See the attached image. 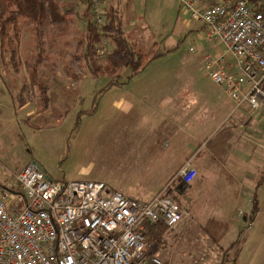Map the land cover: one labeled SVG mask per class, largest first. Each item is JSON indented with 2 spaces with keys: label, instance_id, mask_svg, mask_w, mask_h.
Listing matches in <instances>:
<instances>
[{
  "label": "rangeland",
  "instance_id": "rangeland-1",
  "mask_svg": "<svg viewBox=\"0 0 264 264\" xmlns=\"http://www.w3.org/2000/svg\"><path fill=\"white\" fill-rule=\"evenodd\" d=\"M146 2H152L155 11H158L156 16H142L138 24L130 23L132 30L127 27L130 29L127 33L136 40L140 49L145 50L155 42L151 39L148 24L151 19H160L163 23L160 26L162 38L155 40L164 54L150 62L139 74L130 75L132 55L128 56L122 71L116 76L94 77L70 62L68 47L59 42L52 49L46 46L43 52L45 60L39 69L42 78L47 81L49 101L46 109L39 111L37 90L29 86L21 87L28 84L30 78L24 71L14 73L0 61V74L10 76L7 75V83L0 75L2 89L6 90L2 83L5 81L8 90L14 94L15 103L20 95L29 102L23 111L26 114L18 112L16 116V110L5 111L0 107V184H14L15 175L21 168L28 162H35L52 180L103 182L110 189L141 202L152 199L162 191H170L186 215L175 231L168 230L158 246L149 248V255L158 257L164 264H264V253H260L264 252V242H258L260 233L264 231L261 219L248 229V234H241L243 241L241 237L222 243L215 240L216 229L226 228L220 225V217H216L217 211L213 205L218 189L225 182L222 185L218 183L221 186L215 187V190V183L211 181L199 188L195 175L183 192L175 189L173 182L178 178V171L188 162L185 163L186 157L196 147H203L195 146L190 150L192 145L185 144L187 130L184 128L200 126L202 120L194 117L187 124L184 121L176 122L173 137H164L161 129L164 122L156 125L150 114L157 113L163 118L165 115H175V109L156 106V101L161 98L139 96L145 91H182L180 99L192 103L189 113L203 114L204 129L202 132L201 128L198 130V136L208 137L212 120L211 93L223 90L213 83L204 65L205 51L200 50V41L204 43L205 39L200 25L192 21L188 13L180 10L175 0ZM76 8L80 14L83 5L78 2ZM144 25V33L148 35L140 38L138 27ZM25 27L19 46L22 61L29 60L37 52L33 36L26 32ZM82 27L77 16L65 40L72 42L79 36ZM190 28H196L195 33H199L200 37L190 36ZM106 49L109 50V46ZM46 64L50 65L47 67ZM145 99L154 103L144 104ZM257 136L263 138L264 144L262 126L255 125L248 129V138ZM250 152L255 153V159L251 158L253 154ZM248 158V168L256 173L257 178L262 176L264 145H252V141H248ZM255 192V197L248 195V216L253 201H261L263 195ZM229 244L231 248H227ZM242 247L246 249V254L234 258L233 255Z\"/></svg>",
  "mask_w": 264,
  "mask_h": 264
},
{
  "label": "built area",
  "instance_id": "built-area-1",
  "mask_svg": "<svg viewBox=\"0 0 264 264\" xmlns=\"http://www.w3.org/2000/svg\"><path fill=\"white\" fill-rule=\"evenodd\" d=\"M88 1L101 24L103 1ZM178 5L216 46L203 59L213 83L236 108L264 116V0ZM195 175L189 164L177 173L186 184ZM185 215L170 191L141 202L103 182L52 180L29 162L14 184H0V264H164L148 254L145 223L175 231Z\"/></svg>",
  "mask_w": 264,
  "mask_h": 264
},
{
  "label": "crops",
  "instance_id": "crops-1",
  "mask_svg": "<svg viewBox=\"0 0 264 264\" xmlns=\"http://www.w3.org/2000/svg\"><path fill=\"white\" fill-rule=\"evenodd\" d=\"M146 1L149 0H103L106 7L111 6L120 11L123 19V27L126 33L127 30L131 29L130 23L138 24L142 16L152 18L153 16H156V12L158 11H155L152 2L147 3ZM175 1L178 2V0ZM160 26H163L160 19H151L148 24L152 33V41L156 42L155 38H162V29ZM127 27L130 29H127ZM138 28L140 29L138 34L140 38H142V35H148L147 33H144L146 25L139 26ZM195 30L196 28H190V36L199 35L200 37V34L195 33ZM200 44V50L202 52L205 51L204 54L215 51L216 46L209 42L205 41L202 43V41H200ZM0 75L2 79L4 77L8 83L7 77L9 75L7 73ZM6 82H2L3 87L6 90L2 89L0 86V107L5 111H7V109L16 110L17 112H14L15 116L18 112H20V114H26V112L23 111L26 110V107L29 104L28 100L23 99L22 102H20L18 99L16 102L17 105L13 100L12 95L14 94L8 90ZM208 94L210 93L208 92ZM211 95L213 97V100L210 102V114L212 120L209 127L210 133L208 137H205V135L198 136V130L201 128L202 132L204 129L203 114L189 113L191 109L190 105L192 103L180 99V97H182V91H145L139 96V98L158 97L161 99L156 101V106L175 109V115H165L163 118L157 113L154 115L153 113L150 114L152 116V122H156V125L159 122H164V127L162 123L161 128L164 131V137L167 135L171 138L173 137L172 134L174 133L173 131L176 122L184 121L187 124L194 117L195 119L202 120L199 122L200 126H190L191 128L188 127L187 129L186 127L184 128L187 130L185 144L192 145L190 150L195 146H203L202 149L201 147H196L195 151L188 154L185 163L188 161L187 163L191 164L196 169L195 179L199 188L204 186L205 182L211 181L215 183V190V187L221 186L223 182H225L224 186H221V188L218 189L219 193L216 195L217 200L215 201V204H213L215 205L214 209L217 211L216 217H220V225L226 227L221 229L218 228L215 231V235H218L215 236V240L222 243L223 241H233L234 239L239 240L240 237L242 238L241 234L243 232L248 234V229H251L257 224L258 219H261L262 224L264 225V173L257 178L256 173H253L254 171L248 168V141H252V145H264L262 144L263 138H259L258 136L248 138V129L255 125L264 128V116L248 111L246 105L236 108L224 90L222 92H213ZM147 103L152 105L154 102L147 99L144 101V104ZM142 107L150 108L147 105H142ZM251 114L253 117H250ZM20 117L21 115H19V118ZM190 150H188L187 153ZM250 154L253 153L250 152ZM251 158H256L255 153L251 155ZM257 159L259 160L262 158ZM218 183L221 185H218ZM254 191H256L255 193L260 192L263 195L261 201L257 198L258 201L256 203L253 201V204H251L252 210L254 205L256 206V212L252 217V220H249L248 222L252 213L251 210V213L248 216V202L250 201L248 195H254ZM198 194L201 195L202 192H199ZM246 233L244 234L246 238L245 241L248 240ZM259 237L258 242H264V231L260 233ZM227 248H231V244H229ZM245 251L246 249L242 247L233 255V257L235 258L237 255L238 258L242 256L243 253L246 254ZM260 253L264 252L260 251Z\"/></svg>",
  "mask_w": 264,
  "mask_h": 264
},
{
  "label": "trees",
  "instance_id": "trees-1",
  "mask_svg": "<svg viewBox=\"0 0 264 264\" xmlns=\"http://www.w3.org/2000/svg\"><path fill=\"white\" fill-rule=\"evenodd\" d=\"M78 2L83 5L80 14L77 8L75 9ZM78 2L0 0V61L8 65L14 73L24 71V74L30 78V82L23 84L22 89L29 86L38 91L39 111L45 110L49 101L47 81L42 78L39 69L45 60L43 52L46 46L52 49L53 45L59 42L60 45L68 47L70 62L80 70H87L94 77L116 76L122 71L130 55L134 57L130 65V75L134 76L143 72L150 62L164 54L160 52L157 42L145 50L140 49L136 40L124 30L122 15L116 8L104 6V21L97 24L90 2L88 0H78ZM77 16L83 27L77 38L67 42L65 37L71 33ZM24 27L26 32L33 36L32 41L37 52L33 57H29V60L22 61L19 46ZM104 40L107 42L106 45L103 44ZM106 46L110 49L107 50ZM102 49L103 52H100ZM49 65L46 64L47 67ZM19 100L20 102L23 100L21 95ZM173 183L178 192H183L188 187V183H184L180 178ZM255 212L254 205L250 220ZM145 231L149 248L153 249L163 241L168 228L161 222L153 224L146 222Z\"/></svg>",
  "mask_w": 264,
  "mask_h": 264
},
{
  "label": "water",
  "instance_id": "water-1",
  "mask_svg": "<svg viewBox=\"0 0 264 264\" xmlns=\"http://www.w3.org/2000/svg\"><path fill=\"white\" fill-rule=\"evenodd\" d=\"M39 166V165H38ZM40 167V166H39Z\"/></svg>",
  "mask_w": 264,
  "mask_h": 264
}]
</instances>
